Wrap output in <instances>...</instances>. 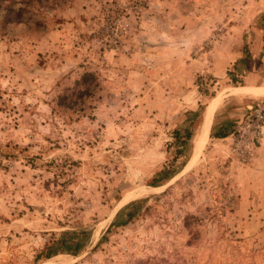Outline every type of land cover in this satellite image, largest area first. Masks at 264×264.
Masks as SVG:
<instances>
[{
  "label": "rangeland",
  "instance_id": "rangeland-1",
  "mask_svg": "<svg viewBox=\"0 0 264 264\" xmlns=\"http://www.w3.org/2000/svg\"><path fill=\"white\" fill-rule=\"evenodd\" d=\"M263 97L264 0H0V264H264V139L212 137Z\"/></svg>",
  "mask_w": 264,
  "mask_h": 264
},
{
  "label": "trees",
  "instance_id": "trees-1",
  "mask_svg": "<svg viewBox=\"0 0 264 264\" xmlns=\"http://www.w3.org/2000/svg\"><path fill=\"white\" fill-rule=\"evenodd\" d=\"M230 79L234 83H236V79L231 72H228ZM239 82V81H238ZM240 85H243L242 81H240ZM200 111L194 113L192 115L193 119H196L200 115ZM194 121V120H192ZM233 127L227 128L226 126H221L219 129L212 135L215 139H223L228 136H231L233 133ZM194 127L187 126L183 130H175L174 131V145L176 146L175 152V159H178L181 156H185V153L189 150L191 146V140L194 134ZM173 175V171L169 168H164L160 170L156 176L150 182V185L155 187L160 185L161 183H165L169 179H171ZM145 200H135L125 207H123L114 217L113 221L107 228L103 235L101 236L100 240L96 244L95 248H97L101 243L107 240V236L110 231L119 226H125L129 221L133 220L137 217L140 213L143 203ZM89 234L84 231H70L67 230L65 232H61L59 238H57L54 242H52L48 247H46L45 251L42 252L45 258H50L58 254H67L72 257H77L85 248ZM94 248V249H95ZM135 264H168L164 261L158 260H145V261H138Z\"/></svg>",
  "mask_w": 264,
  "mask_h": 264
},
{
  "label": "built area",
  "instance_id": "built-area-1",
  "mask_svg": "<svg viewBox=\"0 0 264 264\" xmlns=\"http://www.w3.org/2000/svg\"><path fill=\"white\" fill-rule=\"evenodd\" d=\"M230 153L242 164L251 162L264 139V97L233 127Z\"/></svg>",
  "mask_w": 264,
  "mask_h": 264
},
{
  "label": "bare ground",
  "instance_id": "bare-ground-1",
  "mask_svg": "<svg viewBox=\"0 0 264 264\" xmlns=\"http://www.w3.org/2000/svg\"><path fill=\"white\" fill-rule=\"evenodd\" d=\"M212 108L210 107V108H208V110H207V113H206V117H205V123H204V126H203V130H202V133H201V136H200V138H199V140H198V144H197V150L198 149H200L202 146H203V144H204V142H205V140H206V137H207V133H208V127H209V123H210V117H211V114H212Z\"/></svg>",
  "mask_w": 264,
  "mask_h": 264
},
{
  "label": "crops",
  "instance_id": "crops-1",
  "mask_svg": "<svg viewBox=\"0 0 264 264\" xmlns=\"http://www.w3.org/2000/svg\"><path fill=\"white\" fill-rule=\"evenodd\" d=\"M228 138H230V137H226V138L219 139V140H221V141H223V140H230V139H228Z\"/></svg>",
  "mask_w": 264,
  "mask_h": 264
}]
</instances>
